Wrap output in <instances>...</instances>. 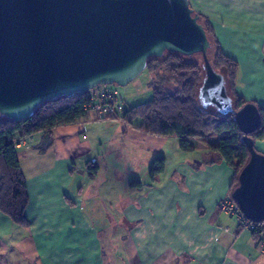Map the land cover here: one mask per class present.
I'll use <instances>...</instances> for the list:
<instances>
[{
    "label": "crops",
    "instance_id": "crops-1",
    "mask_svg": "<svg viewBox=\"0 0 264 264\" xmlns=\"http://www.w3.org/2000/svg\"><path fill=\"white\" fill-rule=\"evenodd\" d=\"M188 1L237 62V95L264 109V0ZM217 140L192 139L184 153L176 137L93 113L38 134L17 151L27 227L0 213V264H264L258 237L218 210L234 171L209 150ZM254 146L264 154V139ZM159 158L165 168L151 182Z\"/></svg>",
    "mask_w": 264,
    "mask_h": 264
},
{
    "label": "water",
    "instance_id": "water-1",
    "mask_svg": "<svg viewBox=\"0 0 264 264\" xmlns=\"http://www.w3.org/2000/svg\"><path fill=\"white\" fill-rule=\"evenodd\" d=\"M210 47L188 0H0V117L20 122L62 97L125 87L165 53L199 55L201 106L232 115L249 154L230 196L246 218L264 224V154L251 138L259 108L233 109Z\"/></svg>",
    "mask_w": 264,
    "mask_h": 264
},
{
    "label": "trees",
    "instance_id": "trees-1",
    "mask_svg": "<svg viewBox=\"0 0 264 264\" xmlns=\"http://www.w3.org/2000/svg\"><path fill=\"white\" fill-rule=\"evenodd\" d=\"M199 23L204 27L211 44L207 54L210 66L223 76L232 107L239 110L246 102L235 91L238 64L224 54L212 26L200 15ZM199 61L173 53H165L159 59H149L146 71L163 81L160 84L151 82V101L124 109L122 120L128 124L139 121L140 129L151 135L176 137L179 148L184 153L194 151L192 139L217 137V144L210 146L209 150L217 153L233 169L231 193L249 154L233 116L221 115L212 107L201 106L198 100V91L204 78L201 56ZM171 80L174 86H167ZM89 100L90 92L62 97L41 105L32 117L20 122L0 117V213L7 216L14 225L27 227L24 216L27 205L26 181L20 170L17 150L13 148L14 140L28 135L48 134L56 127L78 122L85 116ZM259 113L261 126L251 136L254 142L264 139V109L259 108ZM87 167L89 177L93 178L97 173V166L88 164ZM164 168L165 159H155L148 173L150 181H155ZM130 186H140V183L133 181Z\"/></svg>",
    "mask_w": 264,
    "mask_h": 264
},
{
    "label": "built area",
    "instance_id": "built-area-1",
    "mask_svg": "<svg viewBox=\"0 0 264 264\" xmlns=\"http://www.w3.org/2000/svg\"><path fill=\"white\" fill-rule=\"evenodd\" d=\"M264 51V47H263ZM85 114L93 113L101 120L120 119L124 113V103L120 92L115 85L99 86L90 91V100L85 107ZM38 134L17 138L13 142L15 150L29 149ZM218 210L231 216L238 227L258 237V246L264 252V224L257 223L246 218L230 194L218 204Z\"/></svg>",
    "mask_w": 264,
    "mask_h": 264
},
{
    "label": "rangeland",
    "instance_id": "rangeland-1",
    "mask_svg": "<svg viewBox=\"0 0 264 264\" xmlns=\"http://www.w3.org/2000/svg\"><path fill=\"white\" fill-rule=\"evenodd\" d=\"M192 58L200 62L199 55H193ZM153 81H156L157 84H160L163 80H161V78H159L157 75H153L152 73H149L145 70L127 86H116L118 91L122 95L124 107L128 109L130 107L151 101L152 89L150 87V83ZM169 84H172L174 86L172 80L167 83V86ZM110 185L114 190H119V188H121L120 182H113Z\"/></svg>",
    "mask_w": 264,
    "mask_h": 264
}]
</instances>
